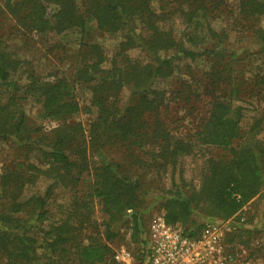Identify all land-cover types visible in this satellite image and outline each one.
<instances>
[{"label":"trees","instance_id":"obj_1","mask_svg":"<svg viewBox=\"0 0 264 264\" xmlns=\"http://www.w3.org/2000/svg\"><path fill=\"white\" fill-rule=\"evenodd\" d=\"M78 2L3 0L0 10L22 36H38L50 53L61 48L59 34L84 29L88 20L121 37L107 69L100 46H84L70 79L40 77L0 41V140L24 152L0 173V264H41L40 255L50 264H72L71 257L78 264H121L112 259L108 244L118 237L112 226L130 218L132 253L139 251L149 220L142 207L149 194L160 196L165 223L194 236L207 222L240 212L264 189V0H236L219 31L211 22L222 7L228 9L223 0H159V12L151 0ZM176 20L180 31L172 26ZM133 49L142 60L128 57ZM202 58L209 61L202 78L181 64ZM24 66L29 70L21 84L13 75ZM181 66L189 77L168 97L153 88ZM78 84L90 92L86 106L71 95ZM248 85L260 115L243 129L241 94ZM123 90L128 91L125 102ZM21 91L36 98L40 120L54 125L50 132L28 126ZM191 97L206 103L205 117L192 134L171 133L161 113L166 99L187 106ZM79 113L90 117L87 129L73 121ZM195 147L215 154L203 161L199 186L187 194L182 161ZM41 176L52 179L50 185L43 195L31 194L28 188ZM166 177L170 188L163 194L159 186ZM82 183L88 184L86 191L78 189ZM59 189L71 192L70 200L53 206ZM95 204L104 218L102 239L91 220ZM195 210L207 221H191ZM88 229L95 237L85 244L82 232Z\"/></svg>","mask_w":264,"mask_h":264},{"label":"rangeland","instance_id":"obj_2","mask_svg":"<svg viewBox=\"0 0 264 264\" xmlns=\"http://www.w3.org/2000/svg\"><path fill=\"white\" fill-rule=\"evenodd\" d=\"M218 1V0H214ZM228 9H223L220 14H217V18L211 22V27L219 31L221 28L227 26V16H230L234 12L233 8L235 6L236 0H223ZM81 0H79L80 4ZM3 0H0V10L2 11ZM151 6L156 11L159 12V0H151ZM220 10V11H221ZM170 25V24H169ZM260 25L264 28V17L261 19ZM172 26L176 31L182 29L181 23L176 20L172 23ZM60 41L61 48L56 49L55 52L50 53L48 50V45L39 39L38 36H22V33L18 32L14 21L11 17L3 13L0 15V41L2 44L8 47V49L16 51L22 58L31 63V68L36 72L37 75L44 79H49L52 77L50 75H57V77H67L71 78L74 74V69L78 63V54L79 51L83 49L84 46L95 44L100 46L102 52L105 56V62L102 65L103 68H109V60L111 59L112 54L118 49V44L121 41V37L118 34H111L95 28V23L92 20H88L84 29H71L64 31L58 36ZM128 57L132 59H143V55L139 50L133 49L128 51ZM209 61L205 58L198 59L194 62L184 61L181 64H189L191 73L197 78H202L205 70L208 67ZM254 66L259 65L260 62L253 61ZM25 70H29V67L24 66L23 72H17L14 76L15 80H18L19 83L25 84ZM181 71V72H180ZM253 73V72H252ZM189 73L184 72L183 66L180 70H177L173 77L166 80L162 83H157L153 86L154 89L166 91V95L170 94L169 92L172 89L178 88L180 80H187ZM252 84V83H250ZM250 85L247 86L246 91L241 94V102L246 107L244 111V118L242 121V128L244 129L246 125L251 123L255 117L259 116L260 113H257V108L253 105L256 103V97L250 96L249 94ZM72 97L76 100L80 106H86L89 103L90 92L86 86L82 84L75 85L72 92ZM2 99V103L5 102V97ZM128 91L123 90L122 99L123 102L127 100ZM19 98L22 104L23 110L25 111L28 118V126L38 128H43L44 133L50 132L54 127L52 123H46L40 120L39 114V105L36 102V98L31 95H24L23 92H19ZM187 106L181 105L177 101L170 99L165 101V106L162 108L161 113L164 116V119L169 125L171 133L185 135L187 133L192 134L193 130L196 128L199 119L205 117L206 112V103L191 97ZM186 107V112L184 114V109ZM192 112V114H190ZM193 115V116H191ZM74 122L81 123L85 129L90 121V117L86 114L79 113L74 119ZM264 136V133L262 134ZM24 152L18 150L17 147L10 141H1L0 140V173L3 168L6 166L12 167L13 164L18 162L22 157ZM215 152L212 150H206L205 148L195 147L193 155L186 157L182 161V179L187 185L186 191L187 194L190 193L191 187L198 188L199 179H200V170L202 168L203 161L213 155ZM34 164H38L34 159H31ZM30 162V163H32ZM32 163V164H33ZM33 164V165H34ZM39 166V165H38ZM85 180L88 182L89 178L85 176ZM52 179L45 178L41 176L36 185H33L30 190L31 194H40L43 195L44 191L50 185ZM86 184H80L79 190L86 191ZM161 193L165 194L166 191L170 188L169 179L166 177L160 184ZM60 190V191H59ZM55 190L51 199L53 206L55 205H67L70 200L71 192L67 190ZM164 196V195H163ZM160 196L156 193L149 194L144 199L146 204L142 207L146 211L145 217L150 219L156 215H162L160 209ZM53 218L57 215V211H54ZM237 219H243L244 223L250 227V229L261 230L264 235V189L261 191L260 195L256 196L248 204H246L238 215ZM91 220L97 224L96 229H98L99 234L98 238H103L104 218L100 210V206L95 204V208L91 214ZM127 220V221H126ZM130 218L124 219L120 225H113L112 229L117 231V238L114 239L111 243L108 242L110 247L114 249V254L117 251L126 250L132 253L133 245L129 242L130 239V230L128 229L130 225ZM148 221V220H147ZM147 221L144 224L147 226ZM191 221L195 223H203L207 221V218L204 216V213L199 210H195L192 216ZM177 229H183L180 226H174ZM90 230H85L82 234L85 236V244L90 239L89 236L95 237L94 235H89ZM133 254V253H132ZM38 261L41 264H50L49 258L46 256H41L38 258ZM115 261V260H114ZM69 262L72 264H78L77 260L74 257L69 258Z\"/></svg>","mask_w":264,"mask_h":264},{"label":"built area","instance_id":"obj_3","mask_svg":"<svg viewBox=\"0 0 264 264\" xmlns=\"http://www.w3.org/2000/svg\"><path fill=\"white\" fill-rule=\"evenodd\" d=\"M239 213L207 222L194 236L165 223L163 215L153 216L139 251H117L114 260L121 264H264V235L237 219Z\"/></svg>","mask_w":264,"mask_h":264}]
</instances>
